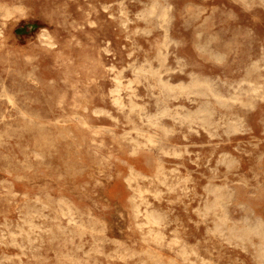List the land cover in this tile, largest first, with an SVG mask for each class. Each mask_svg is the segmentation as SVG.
Here are the masks:
<instances>
[{"label": "rangeland", "instance_id": "obj_1", "mask_svg": "<svg viewBox=\"0 0 264 264\" xmlns=\"http://www.w3.org/2000/svg\"><path fill=\"white\" fill-rule=\"evenodd\" d=\"M193 263L264 264V0H0V264Z\"/></svg>", "mask_w": 264, "mask_h": 264}, {"label": "bare ground", "instance_id": "obj_2", "mask_svg": "<svg viewBox=\"0 0 264 264\" xmlns=\"http://www.w3.org/2000/svg\"><path fill=\"white\" fill-rule=\"evenodd\" d=\"M239 3V2H238ZM150 4V3H149ZM153 5V4H152ZM156 7H158L159 5L156 3ZM154 5L152 6V8H150L152 11H155L154 10ZM162 9V8H161ZM160 9V11H162L163 12V10H161ZM169 9V8H168ZM150 10V12H152ZM158 11V10H157ZM159 13V12H158ZM157 13V14H158ZM164 14V13H163ZM162 14V17L164 16ZM148 15H151V13L150 14H148ZM159 16V15H158ZM161 17V16H160ZM161 17V18H162ZM165 18H166V16H164ZM163 17V18H164ZM135 18V17H134ZM159 18V17H158ZM157 18V19H158ZM3 19V18H2ZM4 20V19H3ZM152 20V19H151ZM162 20V19H161ZM164 20V19H163ZM162 20V21H163ZM167 20V19H166ZM161 22V21H160ZM211 22V21H210ZM162 23V22H161ZM165 23H166V21H165ZM212 23V22H211ZM204 24V23H203ZM203 24H202V26H203ZM209 26H211V25H209ZM154 27V26H153ZM207 28H208V25L206 26ZM212 27V26H211ZM158 28V27H157ZM210 28V27H209ZM161 29V28H160ZM204 29H205V27H204ZM206 30V29H205ZM158 31V30H157ZM208 31H209V29H208ZM163 36V35H162ZM165 41V40H164ZM162 43V42H161ZM176 70H178L179 71V69H176ZM155 76V75H154ZM158 76V75H157ZM158 80V79H157ZM161 83V82H160ZM159 83V85H162V84H160ZM252 85V84H251ZM128 87V86H127ZM163 88V87H162ZM184 88V87H183ZM254 89V88H253ZM185 90V89H184ZM194 94V93H193ZM216 95V94H215ZM7 98V97H6ZM226 100V99H225ZM230 101V100H229ZM233 102V101H232ZM9 103V102H8ZM240 105V104H239ZM118 107V106H117ZM84 126V125H83ZM227 130V129H226ZM140 140V139H139ZM150 140V139H149ZM176 156V155H175ZM33 160V159H32ZM129 174V173H128ZM162 177V176H161ZM164 177V176H163ZM140 178V177H139ZM142 180V179H141ZM155 180V179H154ZM160 180V179H159ZM128 182V181H127ZM161 182V181H160ZM134 183H135V181H134ZM8 184V183H7ZM135 186V185H134ZM147 187H148V185H147ZM162 187V186H161ZM171 190V189H170ZM169 190V191H170ZM168 191V192H169ZM144 194H146V193H144ZM156 195V194H155ZM156 197V196H155ZM33 202H36V201H33ZM140 202V201H139ZM46 203V202H45ZM157 203V202H156ZM39 205H41V204H39ZM142 206V205H141ZM222 207V206H221ZM135 208V207H134ZM138 210H139V208H138ZM137 212V211H136ZM148 212V211H147ZM222 213L224 214V220H226V216H225V212H224V210H222ZM145 219H143V220H145V225H148L149 226V228L151 229L152 227H154V226H158L159 225V222H160V218L157 216V214H155V213H146L145 215ZM202 218V217H201ZM87 219V218H86ZM53 222V221H52ZM224 222V221H223ZM92 223V222H91ZM244 223V222H243ZM248 223V222H247ZM144 225V224H143ZM144 225V227H146ZM248 227V226H247ZM138 228V227H137ZM212 228V227H211ZM213 229V228H212ZM246 229V228H245ZM250 229V228H249ZM248 229V230H249ZM27 230V229H26ZM216 230V229H215ZM217 230H218V228H217ZM221 230V229H220ZM248 230H236V229H232L231 231H230V236H232V237H234V238H239V239H244L245 238V236L250 232V230L248 231ZM255 230H260V228L259 227H256L255 228ZM150 231V230H149ZM261 231V230H260ZM90 232V231H89ZM97 232V231H96ZM10 233V232H9ZM26 234V233H25ZM16 235V234H15ZM63 235V234H62ZM95 235V234H94ZM169 235V234H168ZM13 236V235H12ZM11 236V237H12ZM26 236H28V235H26ZM75 236V235H74ZM18 237V236H17ZM89 241H91V240H89ZM230 243V242H229ZM70 245V244H69ZM182 248V247H181ZM74 249V248H73ZM183 252V251H182ZM185 252V251H184ZM183 252V253H184ZM69 253V252H68ZM124 253V252H123ZM120 257V256H119ZM186 258V257H185ZM111 260V259H110ZM65 261V260H64ZM74 261V260H73ZM183 261V260H182ZM185 261V260H184ZM201 261V260H200ZM192 263V262H191ZM194 264V263H193ZM201 264V263H200Z\"/></svg>", "mask_w": 264, "mask_h": 264}]
</instances>
